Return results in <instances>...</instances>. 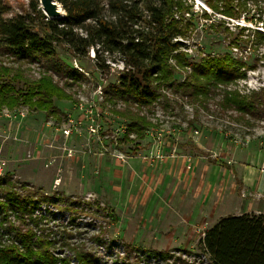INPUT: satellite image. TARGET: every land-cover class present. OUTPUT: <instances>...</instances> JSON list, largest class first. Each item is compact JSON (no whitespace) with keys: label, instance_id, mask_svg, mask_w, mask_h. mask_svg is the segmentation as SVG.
I'll use <instances>...</instances> for the list:
<instances>
[{"label":"rangeland","instance_id":"374dc122","mask_svg":"<svg viewBox=\"0 0 264 264\" xmlns=\"http://www.w3.org/2000/svg\"><path fill=\"white\" fill-rule=\"evenodd\" d=\"M28 1L10 0L12 8L7 15L23 13ZM187 1L193 4L187 17L194 26L193 31L180 40L185 44L182 50L189 59L199 61L204 56L227 52L234 57L243 56L254 67L247 69L245 78L227 88L249 93L264 87V43L255 48L250 44L239 47L232 43L243 26L264 33V25L258 20L263 7L249 5L239 18H232L214 11L206 0ZM204 10L211 14L210 17H204ZM54 48L60 59L84 73L85 77L79 76L74 81L73 76L64 73L66 65L62 64L63 76L51 71L61 85L68 79L74 81L67 90L79 102L56 99L55 105L60 110L57 117L27 106L0 111V174L11 173L36 187H44L49 194L63 192L80 195L86 201L98 200L108 210L113 208L119 221L107 223V218L96 212V208L100 209V204L96 203L91 208L96 215L86 212L75 214L73 218L70 211L63 213L56 204L42 202L40 211L34 209L33 217L40 219L42 213L48 220L42 218L39 227L30 221L34 232L41 235L45 228L49 234L47 238L52 241L50 250L59 262L66 261V264H83L75 249L82 244L97 251L96 264H171L177 257L186 262L178 260L174 264H210L202 243L205 231L215 224L220 214L237 213L235 206L247 195L240 192L242 196L237 202L239 185H229V175L222 181L225 185L217 192L218 199H212V207H208L204 189L193 188L187 195L183 187L173 192L171 183L167 182L161 190L150 183L153 173L141 166L158 168L179 157L193 160L197 156L200 159L220 156L205 148L203 152L208 154L200 155L199 139L218 140L222 149L218 152H224L220 158L228 164L234 163L232 146L263 152L264 117L246 115L243 119L235 110H223L220 105L223 87L220 85L206 100V107L179 100L182 107L178 105L172 113L159 105L153 116L157 124L148 130L146 137L124 143L120 140L126 121L112 114L108 108L113 104L105 101V87L116 81L125 66L121 54L102 52L99 56L92 47L87 54L78 56L65 44L55 43ZM0 60L22 69L20 87L26 79L40 78L45 71L43 63L38 61L1 58V55ZM187 71L191 69L187 67ZM184 76L185 73L179 72L176 79L182 80ZM120 106L123 104L117 105ZM134 159L139 161L137 166L141 173L131 166ZM225 207L229 211L217 212L218 208ZM9 218L11 224H19L13 214ZM95 237L101 240L97 243ZM12 242L20 244L7 223L0 222V246ZM127 245L134 248L127 250ZM154 251L156 254H152ZM159 251L170 254L163 256Z\"/></svg>","mask_w":264,"mask_h":264},{"label":"trees","instance_id":"16d2710c","mask_svg":"<svg viewBox=\"0 0 264 264\" xmlns=\"http://www.w3.org/2000/svg\"><path fill=\"white\" fill-rule=\"evenodd\" d=\"M263 1L206 0L214 11L232 18H239L249 5L263 7L258 20L264 25V4H260ZM58 2L66 14L52 19L43 12L39 0H29L23 13L10 17L7 15L12 8L10 0H0L1 58L38 61L45 69L40 78L26 79L24 86L20 87L22 69L0 60V111L27 106L31 110L43 111L47 116L57 117L60 110L55 105L56 99L79 102L67 88L79 76L85 77L84 73L59 58L54 48V44L59 43L67 45L78 56L87 54L92 47L99 56L102 52L121 54L125 66L116 81L105 87V101L113 104L108 109L126 121L121 142L144 139L148 130L157 124L153 116H156L159 105L172 113L178 105L182 107L183 103L179 100L205 106L214 88L220 85L223 87L220 101L223 110H235L243 119L246 115L264 117V87L249 93H243L239 88H227L245 78L247 69L254 67L243 56L234 57L227 52L193 61L182 50L185 44L180 38L191 33L194 26L187 17L193 4L187 0ZM203 14L204 17L211 15L206 10ZM232 43L239 47L250 44L255 48L264 43V33L243 26ZM62 64L66 65L64 73L74 77V81L68 79L64 85L51 72L63 76ZM179 72L185 73L182 80L176 79ZM119 103L123 106L117 107ZM246 121L250 123L249 119ZM42 202L56 204L63 213L70 211L73 218L86 212L94 214L91 208L96 203L100 204L96 212H101L107 223L116 224L119 221L118 213L113 208L108 210L98 200L86 201L80 195L63 192L49 194L44 187H36L11 173L0 174V222L7 223L20 241L19 245L12 242L0 246V263L66 264V261L59 262L50 250L52 241L47 238L46 229L42 227L44 233L39 235L29 224L32 221L39 227L40 220L47 218L42 213L40 219L33 217L34 209L40 211ZM10 214L19 221L18 225L11 224ZM95 240L98 243L101 239L95 237ZM202 243L210 264H264V214L222 216L205 231ZM132 248V245H127V250ZM75 249L83 264H96L97 251L83 244ZM152 254H156L155 251ZM159 254L167 256L170 253L159 251ZM178 260L186 262L177 257L171 264Z\"/></svg>","mask_w":264,"mask_h":264},{"label":"crops","instance_id":"0c3cea01","mask_svg":"<svg viewBox=\"0 0 264 264\" xmlns=\"http://www.w3.org/2000/svg\"><path fill=\"white\" fill-rule=\"evenodd\" d=\"M218 140L212 138L207 140H198V146L201 149L200 155H207L206 151L203 149H211L217 155H222L224 152H218L222 150L218 146ZM205 143V145H204ZM264 144V142H261ZM232 145H228L230 148ZM208 147V148H206ZM235 150L231 153V159L234 163L228 164L220 156L210 159L209 157H196L193 160H187L184 157H179L177 159L173 158L166 161L162 166H151V168L145 169L141 166V169L153 173L151 177V184L159 189H163L167 182L171 183V190L175 192L180 187L187 189V195L192 192L193 188L204 189V196L209 202L208 207H212L210 202L212 199L217 197L222 185L224 178L229 177L228 184L231 186L239 185L238 190V201L241 194L247 195L246 199H241L242 202L235 209L237 213H256L264 214V150L263 152H257L254 148L249 150V148L239 149V146H232ZM228 148L226 149L228 151ZM226 151V152H227ZM138 160H132L131 166L136 168L138 173H141ZM144 165L143 163H141ZM140 171V172H139ZM150 181V180H149ZM225 185V184H224ZM172 192V193H173ZM241 192V194H240ZM234 204L237 203L233 201ZM217 212L229 211V209L218 208ZM231 213H226V215ZM225 214H220L219 217Z\"/></svg>","mask_w":264,"mask_h":264},{"label":"water","instance_id":"95a60500","mask_svg":"<svg viewBox=\"0 0 264 264\" xmlns=\"http://www.w3.org/2000/svg\"><path fill=\"white\" fill-rule=\"evenodd\" d=\"M43 12L52 19L61 18L66 14L58 0H39Z\"/></svg>","mask_w":264,"mask_h":264},{"label":"built area","instance_id":"2783aa9c","mask_svg":"<svg viewBox=\"0 0 264 264\" xmlns=\"http://www.w3.org/2000/svg\"><path fill=\"white\" fill-rule=\"evenodd\" d=\"M67 131V130H66ZM197 131V130H196ZM67 134H69L68 132H66Z\"/></svg>","mask_w":264,"mask_h":264}]
</instances>
